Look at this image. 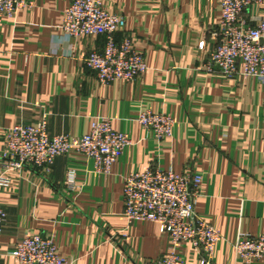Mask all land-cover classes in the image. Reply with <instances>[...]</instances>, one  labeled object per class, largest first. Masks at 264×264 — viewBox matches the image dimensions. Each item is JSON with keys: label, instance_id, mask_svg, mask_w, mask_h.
I'll use <instances>...</instances> for the list:
<instances>
[{"label": "crops", "instance_id": "0c3cea01", "mask_svg": "<svg viewBox=\"0 0 264 264\" xmlns=\"http://www.w3.org/2000/svg\"><path fill=\"white\" fill-rule=\"evenodd\" d=\"M30 1L31 8L0 20V155L15 124L46 122L49 134L79 138L106 117L131 144L107 174L74 151L48 171H9L10 186L0 188V264H19L11 251L34 233L50 237L69 264H156L172 246L168 235L154 222L128 224L123 213L124 177L149 167L203 176L196 212L222 237L211 264H243L233 248L238 234H264V85L241 66L230 77L206 68L218 0H102L126 17L147 64L141 77L108 84L83 63L103 36L63 41L59 26L71 0ZM260 13L256 6L244 12L250 23ZM145 110L170 115L172 136L154 139L136 121ZM70 169L73 190L66 187ZM175 248L183 264H200L191 242Z\"/></svg>", "mask_w": 264, "mask_h": 264}, {"label": "built area", "instance_id": "2783aa9c", "mask_svg": "<svg viewBox=\"0 0 264 264\" xmlns=\"http://www.w3.org/2000/svg\"><path fill=\"white\" fill-rule=\"evenodd\" d=\"M220 21L214 31L216 43L210 51L206 68L217 69L232 76L238 66L241 74L255 77L264 85V0H218ZM256 6L259 19L250 23L245 10ZM31 8L30 0H0V20L11 18L19 8ZM63 41L81 36H103L101 49L90 50L84 65L96 75L101 84L117 80L130 81L147 70L144 55L136 49V40L126 30V17L110 11L102 0H71L63 11L59 26ZM204 47V42L199 43ZM136 121L148 129L153 138L164 140L172 136L174 119L164 112H140ZM131 144L128 134L113 129L111 120L95 118L89 131L79 138L67 134H49L46 122L15 124L3 136L0 164V188L11 184L8 174L24 167L48 171L57 156L72 151L91 159L98 172L109 173L124 149ZM203 176L182 174L172 168L149 167L129 173L123 182L124 216L128 224L150 221L167 234L172 246L156 264H183L175 246L189 241L202 254L200 264H211L221 234L196 212L199 186ZM66 187H76L74 170H68ZM6 212L0 207V235ZM234 252L243 264H257L264 258V234L253 236L239 233ZM11 254L19 264H69L61 256L50 237L38 233L20 239Z\"/></svg>", "mask_w": 264, "mask_h": 264}]
</instances>
